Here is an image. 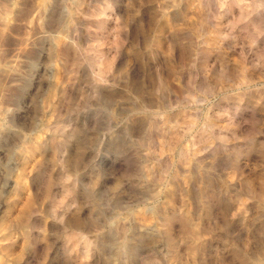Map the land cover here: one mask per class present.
<instances>
[{
  "label": "clouds",
  "instance_id": "obj_1",
  "mask_svg": "<svg viewBox=\"0 0 264 264\" xmlns=\"http://www.w3.org/2000/svg\"><path fill=\"white\" fill-rule=\"evenodd\" d=\"M0 264H264V0H0Z\"/></svg>",
  "mask_w": 264,
  "mask_h": 264
}]
</instances>
